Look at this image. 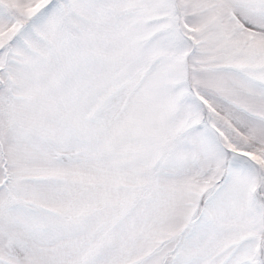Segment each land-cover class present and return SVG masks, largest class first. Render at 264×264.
<instances>
[{"label":"snow or ice","instance_id":"1","mask_svg":"<svg viewBox=\"0 0 264 264\" xmlns=\"http://www.w3.org/2000/svg\"><path fill=\"white\" fill-rule=\"evenodd\" d=\"M0 264H264V0H0Z\"/></svg>","mask_w":264,"mask_h":264}]
</instances>
